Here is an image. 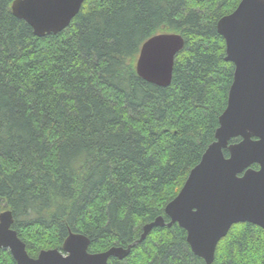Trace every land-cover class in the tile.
Masks as SVG:
<instances>
[{"label":"trees","instance_id":"obj_1","mask_svg":"<svg viewBox=\"0 0 264 264\" xmlns=\"http://www.w3.org/2000/svg\"><path fill=\"white\" fill-rule=\"evenodd\" d=\"M13 1L0 0V213L12 211L28 253L75 232L91 253L132 245L108 264H206L165 207L215 140L235 71L217 22L241 0H85L45 36ZM173 32L185 43L171 83L146 81L142 44ZM0 264L18 263L0 248ZM212 264H264V228L233 224Z\"/></svg>","mask_w":264,"mask_h":264},{"label":"water","instance_id":"obj_2","mask_svg":"<svg viewBox=\"0 0 264 264\" xmlns=\"http://www.w3.org/2000/svg\"><path fill=\"white\" fill-rule=\"evenodd\" d=\"M84 1L14 0L12 11L37 36H45L66 29ZM217 30L226 41V60L235 66L227 106L219 117L215 140L165 207L167 225L183 227L191 249L206 264L213 263L219 241L233 224L247 221L264 228V0H241L218 21ZM184 43L178 33H159L147 39L136 62L139 76L168 86L176 54ZM235 137L241 141L230 144ZM254 164L259 168H253ZM13 223L11 210L0 213V248L8 249L18 264H108L111 257L124 259L132 246L114 245L91 253V239L71 232L62 249H43L32 257ZM165 224L163 216L144 224L139 240L154 226Z\"/></svg>","mask_w":264,"mask_h":264},{"label":"bare ground","instance_id":"obj_3","mask_svg":"<svg viewBox=\"0 0 264 264\" xmlns=\"http://www.w3.org/2000/svg\"><path fill=\"white\" fill-rule=\"evenodd\" d=\"M221 18H222V17H221ZM221 18H220V19H221ZM220 19H219V20H220ZM219 20H218V21H219ZM217 23H218V22H217ZM173 33H174V32H173ZM178 34H179V33H178ZM180 35H181V34H180ZM182 37H183V36H182ZM183 38H184V37H183ZM142 45H143V44H142ZM226 55H227V54H226ZM225 59H226V57H225ZM233 80H234V78H233Z\"/></svg>","mask_w":264,"mask_h":264}]
</instances>
